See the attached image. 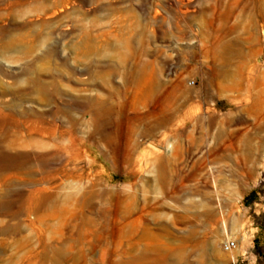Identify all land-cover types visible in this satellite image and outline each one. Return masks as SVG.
I'll use <instances>...</instances> for the list:
<instances>
[{
  "label": "rangeland",
  "instance_id": "rangeland-1",
  "mask_svg": "<svg viewBox=\"0 0 264 264\" xmlns=\"http://www.w3.org/2000/svg\"><path fill=\"white\" fill-rule=\"evenodd\" d=\"M262 6L0 0V118L11 104L47 112L89 96L113 116L110 145L81 105L69 110L78 129L29 135L33 119L22 117L0 131V264H132L164 244L175 264H264V127L253 125L264 109H246L257 96L264 103ZM225 19L237 41L225 61L234 79L211 85L210 26ZM29 65L39 87L25 79ZM246 139L253 176L243 169ZM53 144L47 162L11 159Z\"/></svg>",
  "mask_w": 264,
  "mask_h": 264
},
{
  "label": "bare ground",
  "instance_id": "bare-ground-1",
  "mask_svg": "<svg viewBox=\"0 0 264 264\" xmlns=\"http://www.w3.org/2000/svg\"><path fill=\"white\" fill-rule=\"evenodd\" d=\"M257 16H260L262 19L261 25L263 27H261L260 30L264 32L263 6L259 8V11L257 10ZM210 28L215 38V42L210 49L214 57L211 65L212 70L209 77V82L212 85L216 83L219 78H228L230 80L234 79V75L227 70L225 61L227 59L229 60L232 57L231 55L235 51V49L233 48V44L235 45L237 41H235V39L226 37L230 32H232L234 28V26H229L227 24L226 19L222 20V22L218 21L215 24H212ZM254 32H257V30L255 29L253 33ZM36 70L37 66L29 65L23 74L28 83L39 87L42 84V80L40 79V77L36 74L30 75L32 73H35ZM229 87L232 88L233 84ZM69 101L70 102L67 105L61 107L58 106L55 109L49 110L47 112H35L31 108L21 107V104H11L9 107L10 114L7 117L0 118V131L5 130V128H17L19 126L18 118L22 117L33 119V121H31L30 119H26V121H29V123L25 124V128L29 135L30 133H36L38 135H53L57 131L59 133H63L66 128L78 129L80 127V124L77 120L71 117V113L69 110L74 108V106L76 105H81L83 106V113L88 116L89 122H91L93 125L94 134H98L99 136L105 138L108 145H110L112 134L111 124L113 116L111 115L109 107H107L105 103L99 98L91 96L82 98H70ZM246 109L258 116L264 109V103L257 96L247 104ZM58 114H62L64 117H66V122H61L60 124L55 125L53 124V120ZM37 120L38 122H36ZM162 123L163 119L160 118L154 123V126L159 127ZM253 125L256 128H263L264 119L261 120L255 117V119L253 120ZM263 141L264 137H262V142ZM129 146H132V139H130ZM53 147L54 148L48 152L16 154L15 156H12L11 159L15 160L16 163L19 164H41L49 161L56 155L59 146L57 144H53ZM253 154L254 152L252 145L249 139H246L243 144V169L248 176H253L255 173L257 154H254L255 157H253ZM129 213L130 212L128 210H124L123 218H127L129 216ZM185 241L189 240L185 239ZM172 249V247L166 244H164L160 248H149L146 246L143 249L137 251L136 255L132 259V264H175L174 259L171 258L170 255V251Z\"/></svg>",
  "mask_w": 264,
  "mask_h": 264
},
{
  "label": "built area",
  "instance_id": "built-area-1",
  "mask_svg": "<svg viewBox=\"0 0 264 264\" xmlns=\"http://www.w3.org/2000/svg\"><path fill=\"white\" fill-rule=\"evenodd\" d=\"M236 245V241L231 238H227L222 242V248L224 251H231Z\"/></svg>",
  "mask_w": 264,
  "mask_h": 264
},
{
  "label": "water",
  "instance_id": "water-1",
  "mask_svg": "<svg viewBox=\"0 0 264 264\" xmlns=\"http://www.w3.org/2000/svg\"><path fill=\"white\" fill-rule=\"evenodd\" d=\"M155 149H158V148L155 147Z\"/></svg>",
  "mask_w": 264,
  "mask_h": 264
}]
</instances>
